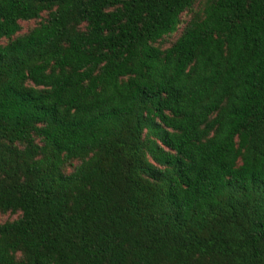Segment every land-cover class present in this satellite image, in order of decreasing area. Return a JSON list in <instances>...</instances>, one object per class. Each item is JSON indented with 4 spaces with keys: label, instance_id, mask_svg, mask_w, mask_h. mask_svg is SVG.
I'll return each instance as SVG.
<instances>
[{
    "label": "trees",
    "instance_id": "trees-1",
    "mask_svg": "<svg viewBox=\"0 0 264 264\" xmlns=\"http://www.w3.org/2000/svg\"><path fill=\"white\" fill-rule=\"evenodd\" d=\"M0 264H264V0H0Z\"/></svg>",
    "mask_w": 264,
    "mask_h": 264
},
{
    "label": "rangeland",
    "instance_id": "rangeland-1",
    "mask_svg": "<svg viewBox=\"0 0 264 264\" xmlns=\"http://www.w3.org/2000/svg\"><path fill=\"white\" fill-rule=\"evenodd\" d=\"M14 218H15V217H13V216H5V217L0 218V221L5 222V221H7V220H12V219H14Z\"/></svg>",
    "mask_w": 264,
    "mask_h": 264
}]
</instances>
